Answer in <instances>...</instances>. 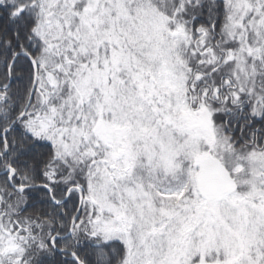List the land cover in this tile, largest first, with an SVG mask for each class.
I'll return each mask as SVG.
<instances>
[{
  "label": "snow or ice",
  "instance_id": "6c2138e0",
  "mask_svg": "<svg viewBox=\"0 0 264 264\" xmlns=\"http://www.w3.org/2000/svg\"><path fill=\"white\" fill-rule=\"evenodd\" d=\"M0 264H264V0H0Z\"/></svg>",
  "mask_w": 264,
  "mask_h": 264
}]
</instances>
